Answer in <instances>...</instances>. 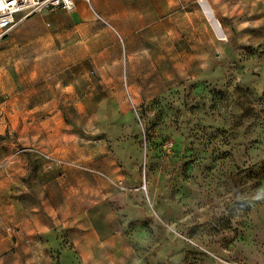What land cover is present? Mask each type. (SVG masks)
I'll return each mask as SVG.
<instances>
[{
	"label": "rangeland",
	"instance_id": "rangeland-1",
	"mask_svg": "<svg viewBox=\"0 0 264 264\" xmlns=\"http://www.w3.org/2000/svg\"><path fill=\"white\" fill-rule=\"evenodd\" d=\"M204 5L129 38L93 12L72 41L37 13L0 40V210L31 200L21 160L48 165L86 220L47 235L41 264H264V0L259 24L247 6L222 37ZM85 186L101 191L92 215ZM88 227L107 237L90 252L118 262H83ZM0 264L29 263L0 244Z\"/></svg>",
	"mask_w": 264,
	"mask_h": 264
},
{
	"label": "crops",
	"instance_id": "crops-1",
	"mask_svg": "<svg viewBox=\"0 0 264 264\" xmlns=\"http://www.w3.org/2000/svg\"><path fill=\"white\" fill-rule=\"evenodd\" d=\"M190 1L196 5L199 4L201 8L203 4L206 5L213 18L218 22L223 36L230 33V27L226 26L229 19L233 17L241 18L244 14V8L247 6L249 8L248 16L257 18V24L261 22V0ZM181 3L182 0H92V10L90 11V8L86 9L83 1L76 0L72 11L57 9L40 13L42 27L39 29L49 30L52 33L53 40L68 39L72 41L79 37L78 32L84 28L83 26H89L91 30L97 25L92 15L94 12L102 17L115 30L117 35L119 32L125 38H129L134 37L147 25L158 23L159 19L170 8ZM27 21L25 20L23 25L26 26ZM28 26L32 25L28 24ZM99 33H103L113 40V35L108 29L103 28ZM87 37L94 38V35H88ZM212 38L210 35L211 40ZM13 164L14 172L12 174L15 181L29 179L30 185H22L21 189H28L31 192V200L26 203L20 195L17 198L9 199L14 205L13 209L0 210V244H5L7 248L13 249L14 256L22 258L29 264H41L48 255L44 252H37L36 248H43L42 241L48 239L47 235H53L54 239H57L59 232H61V229H65L66 225L78 223L84 225L86 220L83 217L79 218L77 199H74L73 212H65L62 185L60 182L57 187L53 185L52 173L46 169L48 165L44 164L41 171H36V166L33 163L18 160L14 161ZM6 167L8 165H5ZM5 175V183L1 184L0 187L4 192H9L8 180L11 174L5 171ZM21 189L18 191L19 194L22 193ZM82 192L88 195L87 198H83L84 215H92L96 212L95 210L99 204V201L95 199L99 197L101 191L97 188L85 186ZM83 229L85 231L82 234L84 244L81 245V248L84 251H79L83 262L113 263L119 261L114 259L115 257L107 255L105 259H97L99 256L92 254L90 251L104 249L107 237L95 231L94 228ZM26 247H29L28 253L25 251Z\"/></svg>",
	"mask_w": 264,
	"mask_h": 264
},
{
	"label": "built area",
	"instance_id": "built-area-1",
	"mask_svg": "<svg viewBox=\"0 0 264 264\" xmlns=\"http://www.w3.org/2000/svg\"><path fill=\"white\" fill-rule=\"evenodd\" d=\"M75 1L76 0H0V40L20 22L37 13L57 9L72 11ZM81 1L87 4L92 10V0ZM43 157L50 160L47 155H43Z\"/></svg>",
	"mask_w": 264,
	"mask_h": 264
},
{
	"label": "bare ground",
	"instance_id": "bare-ground-1",
	"mask_svg": "<svg viewBox=\"0 0 264 264\" xmlns=\"http://www.w3.org/2000/svg\"><path fill=\"white\" fill-rule=\"evenodd\" d=\"M203 11L205 12L206 14V17L208 18L210 24H211V27L212 29L215 31V33L219 36V37H222V32H221V29L219 27V24L218 22L213 18L211 12L209 11V9L206 7V5L203 6Z\"/></svg>",
	"mask_w": 264,
	"mask_h": 264
}]
</instances>
